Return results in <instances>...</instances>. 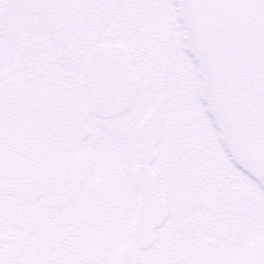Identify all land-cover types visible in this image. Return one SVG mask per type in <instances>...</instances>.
Listing matches in <instances>:
<instances>
[{"label":"rangeland","instance_id":"374dc122","mask_svg":"<svg viewBox=\"0 0 264 264\" xmlns=\"http://www.w3.org/2000/svg\"><path fill=\"white\" fill-rule=\"evenodd\" d=\"M39 1L0 0V93L60 88L70 123L67 139L52 146L58 164L43 175L51 181L41 191L0 189V264H120L136 212V129L160 88L165 121L153 169L168 218L139 264H263L264 190L228 153L178 0H125L108 24L100 41L128 48L141 88L126 113L105 120L83 103L80 62L57 60L63 48L49 38ZM169 32L172 47L164 54ZM84 126L90 134L80 140ZM28 137L23 150L33 156Z\"/></svg>","mask_w":264,"mask_h":264},{"label":"water","instance_id":"95a60500","mask_svg":"<svg viewBox=\"0 0 264 264\" xmlns=\"http://www.w3.org/2000/svg\"><path fill=\"white\" fill-rule=\"evenodd\" d=\"M197 51L210 108L236 163L264 188V0H178ZM49 36L59 46L68 43L77 19L74 0H44ZM170 36L163 53L170 49ZM126 47L103 43L89 51L79 72L84 104L97 118L127 112L140 90ZM166 69L161 72V81ZM136 130L138 164L132 171L138 191L131 243L118 254L121 264H139L156 231L168 218L166 200L157 192L152 164L164 122V94ZM88 127L80 139L89 136Z\"/></svg>","mask_w":264,"mask_h":264},{"label":"flooded vegetation","instance_id":"af4514ba","mask_svg":"<svg viewBox=\"0 0 264 264\" xmlns=\"http://www.w3.org/2000/svg\"><path fill=\"white\" fill-rule=\"evenodd\" d=\"M74 1L78 11L77 19L68 44L57 55V60L69 67H74V64L80 62V69L86 53L95 45L117 44L110 40L101 42L100 38L105 37L108 24L122 11L125 0ZM39 4L46 24L43 0H40ZM3 9V4H0L2 24L5 23ZM168 34L171 41L172 34L171 32ZM0 37H3V34H0ZM2 41L5 43L3 38ZM2 44L0 49L5 50L6 45ZM54 44L56 48L61 49L56 43ZM5 80V74L1 73L0 82ZM14 88L15 91L11 93H0V145L2 146L0 147V189L19 188L22 189V193L26 191L36 193L51 181V176L43 177V175L51 172L58 164L55 163L50 151L53 145L58 146L67 139L70 109L66 106L63 90L60 88L51 89L46 94L40 93V89H37L35 95L29 92V96L25 95L22 88L17 86ZM27 135L28 142L34 140L33 156L30 155L31 153L28 154V149L23 150V142L27 140ZM29 145L32 146L30 143ZM26 159L30 161L27 165ZM11 169L14 171H9ZM13 182L15 186H12ZM17 183L19 186H16ZM262 262L264 264V257Z\"/></svg>","mask_w":264,"mask_h":264}]
</instances>
